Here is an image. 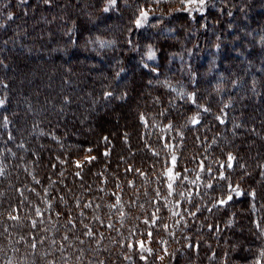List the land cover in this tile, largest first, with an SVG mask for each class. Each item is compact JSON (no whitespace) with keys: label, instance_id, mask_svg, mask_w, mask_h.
<instances>
[{"label":"trees","instance_id":"1","mask_svg":"<svg viewBox=\"0 0 264 264\" xmlns=\"http://www.w3.org/2000/svg\"><path fill=\"white\" fill-rule=\"evenodd\" d=\"M258 13L264 0H0V264H264V40L245 38ZM115 15L131 28L108 48L98 25ZM23 45L20 65L46 57L66 86L26 96L28 118L5 56ZM136 76L149 87L133 119L101 126ZM175 78L199 106L170 101Z\"/></svg>","mask_w":264,"mask_h":264},{"label":"rangeland","instance_id":"2","mask_svg":"<svg viewBox=\"0 0 264 264\" xmlns=\"http://www.w3.org/2000/svg\"><path fill=\"white\" fill-rule=\"evenodd\" d=\"M183 3H184V5H187V7L193 6L194 8H199V6L201 5V3H199V0H197V2L194 4H189L188 0H184ZM78 14H80V15H82V17H84L83 19L85 20V22L87 24H89L91 21L94 20V17L90 16L88 11H86L84 8H81V10L78 11ZM140 14L143 16L142 18H140V23H142V22H144V19L148 14V9L142 10L140 12ZM258 15H259V13H258ZM259 17L261 18V20H258V22H260V21L262 22L261 23L262 24L261 34H259V36H254L249 32H245V38L246 39H252V40L255 39L258 42H261L262 40H264V15L260 14ZM253 18H254V20L257 19L256 17H253ZM125 24H126V22L119 15H115V17L111 18V20H105V19L101 20L98 27L100 29H105V39L100 38L99 41H97V43L100 45L103 43V44H105V47L109 46L108 48H110V46L111 47L116 46L117 44L119 45L122 38L124 37L126 31H128V29L131 28V23L126 24V25ZM51 25H53V23H51V24L50 23H43L42 27H48ZM242 29H244V28H242ZM130 32H131V34L134 33V31H130ZM131 34H130V36L126 37L125 39L129 42L137 40L136 36L132 37ZM144 35H146L145 31H141L139 33L140 41H144ZM41 48L45 49L46 47H45V45H41ZM144 50H145L144 51V53H145L144 58L148 64L155 63V61L157 62L156 52H155V49L152 45H147ZM24 51L28 52V46L23 45V46L17 48V50H15L14 52H11V54L6 53L5 56L10 60L11 68H14V69L17 68V73L15 75L8 77L9 80L11 79V81L13 82V85H15L16 83L19 84V86L16 87V90H18V91H16V93L13 94L12 98H14L15 103L17 102L18 104H20V106L24 107V110L22 109L23 112L21 115L24 118H25V116H26V118H28L27 114H29V112H31V109L29 108V105H28V104H30V102L27 101L26 96L35 95L37 92L38 93L45 92V95L46 94L49 95V93L52 92V91H50L51 85H53L55 83L57 84L59 80L57 78L53 79V77H51L52 73L54 71L53 65L55 63L47 61L46 57H42L40 59H37V61L32 62V63H31V61H28V58H26L27 62H25V65H23V64L20 65V63H19V61H21L20 56L22 55V53ZM32 54H34V53H32ZM25 57H27V56H25ZM15 58H18L19 61L16 60ZM93 62L94 61L85 62L84 60H79L78 62H75L74 65L72 62L71 63L72 69L74 71L86 72V69H88L86 67L91 66ZM103 62H107V63L109 62L110 63L111 61L109 59H106V60L101 59V60L95 61L96 64L97 63H103ZM97 74L102 75L100 73H97ZM94 75L96 76V74H94ZM140 80H139V76H136V78H135V82H136L135 90L132 91L134 89L133 88L131 90V92L129 93L130 94L129 97H131V100L128 101L127 104H122L119 108H117L118 113L114 112V113L106 114V117H105L106 122H105V124H103L101 126H103V127L104 126H107V127L111 126L112 127L113 122L115 120H117V115L119 117L121 116V112H122V115L125 117L124 118H122V116L120 117V119H121V121L119 119L120 123L124 122L123 119L127 120V122L129 121V119H133V116H132V114H133L132 110L134 108L133 104L135 105V103L139 104V103L143 102L142 94L140 92H142V93L145 92L146 87H149L147 85L146 86L142 85ZM198 81L200 82V84L202 86H204L205 76L201 75L198 78ZM85 82L86 81H84V84H85ZM162 83L165 85V87H166L165 89L171 91L176 97L174 99L170 98L171 102L180 101L179 99H186V101H188L189 103L193 102V104H196V106H199L200 98L196 97L194 95V93H197L196 88L191 87L190 84H187V83L185 84L183 82H179L177 78H175L174 80L164 79L162 81ZM81 85H83V82ZM89 85L91 86L90 89L93 90L94 88L99 86V83H97V81H96L95 83H90ZM58 86H59V90H64L66 87L64 84H59V83H58ZM84 89H85V96H81L80 101L77 102V104H75L74 110L73 111L71 110L70 113H75V112L77 113V110H80L81 108H83V104H82L83 102L91 101V97L87 94L89 92V89H86V88H84ZM8 92L10 94V91L5 90L4 94L8 95ZM57 92H59V91H56V94H57ZM77 93L78 92H75V94H77ZM36 100L37 99H35V101H34V99H33V101L38 103V104L42 105L45 103V105H46V102L43 99H42V101H40V100L36 101ZM255 102H256V100H255V98H253L251 100V103L254 104ZM240 103H242V102H240ZM50 104L53 105L52 103L49 102V105ZM30 106L32 107V105H30ZM45 107H47V106H45ZM93 107H94V105L92 103H90V106L88 108L90 111H92ZM174 110L180 111V108L177 107ZM259 112H260V110H258V112L256 111V113H259ZM75 120L80 121L81 118L75 117ZM95 120H96V118H95ZM173 124H175V123H173ZM179 126H182L181 122H179ZM169 127L173 128L174 125H171Z\"/></svg>","mask_w":264,"mask_h":264},{"label":"snow or ice","instance_id":"3","mask_svg":"<svg viewBox=\"0 0 264 264\" xmlns=\"http://www.w3.org/2000/svg\"><path fill=\"white\" fill-rule=\"evenodd\" d=\"M112 2L114 3L115 0H112ZM183 2H184V0H181V3H183ZM196 2H197V0H188V3H189V4H194V3H196ZM199 3L203 4V3H204V0H199ZM105 11H107V9H105ZM137 23H139V21H137ZM193 122L195 123L196 121L194 120ZM174 159H175V158H174ZM229 159H231V157H229ZM77 166H79V165H77ZM229 166H231V165H229ZM169 187H171V185H169ZM251 195H252V196H255V193H252ZM231 199H232V197L229 196V197H228V200H231ZM226 202H227V201H220V203H226ZM261 255H264V252H262ZM257 264H260V262L257 261Z\"/></svg>","mask_w":264,"mask_h":264}]
</instances>
